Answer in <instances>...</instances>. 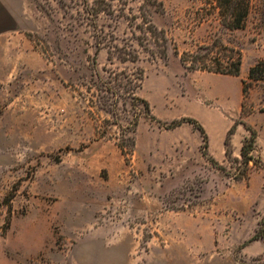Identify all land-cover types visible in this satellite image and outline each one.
I'll list each match as a JSON object with an SVG mask.
<instances>
[{"label": "rangeland", "instance_id": "374dc122", "mask_svg": "<svg viewBox=\"0 0 264 264\" xmlns=\"http://www.w3.org/2000/svg\"><path fill=\"white\" fill-rule=\"evenodd\" d=\"M250 2L237 30L209 0H33L0 25V264H264V241L248 242L264 216V88L243 91L264 61V0ZM143 11L167 33L165 59ZM215 42L222 59L241 55L240 76L182 64ZM140 70L134 94L115 89ZM182 118L204 127L208 154L192 124L158 122ZM236 122L258 133L248 166L243 124L226 153Z\"/></svg>", "mask_w": 264, "mask_h": 264}, {"label": "trees", "instance_id": "16d2710c", "mask_svg": "<svg viewBox=\"0 0 264 264\" xmlns=\"http://www.w3.org/2000/svg\"><path fill=\"white\" fill-rule=\"evenodd\" d=\"M104 2V0H102ZM150 0H147V2ZM210 3L212 2V6L217 9L219 18L221 23L226 26L230 30H237L242 29L245 26V23L247 21V18L250 13V0H209ZM99 3V1H97ZM93 10H99L98 14L100 13V9H93ZM104 11V10H103ZM143 21L145 23V27L141 29V32L144 34V40L150 39L153 41L155 45L156 50H148L150 55L153 57H159L162 59H165L168 57V44H169V38L167 36L166 31L159 29L153 22L147 18L146 13L143 11ZM144 40H141L139 42L142 46H144ZM140 41V40H139ZM101 44H98V53L101 50ZM220 47H222L221 42H215L213 45V48H210L209 46L204 47L200 46L197 51L195 52H184L181 55V62L187 68L191 71H202V72H209V73H215V74H223V75H229V76H240L241 74V66H242V58L239 53H234V55L225 56L224 59H222L220 56L217 55V52H214V50H218ZM230 51V50H228ZM113 54L110 53V56ZM117 58L121 62L131 61L136 62L138 60L137 54H127L121 52ZM113 60L112 58H110ZM138 76L136 77L135 81L132 80L130 77L125 78H117L115 79V83L117 84V87L115 89H121L126 94L131 95L135 93L136 90L140 89L142 86V82L144 80V72L140 70L138 73ZM252 82L261 83L264 88V61L258 62L255 66L251 67L249 70V76L248 81L243 82L244 86V95L246 96L249 93V88L251 87ZM134 83V84H133ZM115 93V92H114ZM133 100L140 101L141 104L144 106L145 112L150 115L151 118L156 119L154 116H152L150 103L138 96H132ZM159 124L168 130L176 129L180 126H182L185 123L192 124L202 135L204 144H203V150L205 151V154H208L209 149V137L206 133V130L204 127L198 122V120L194 118H182L179 120H174L171 123H164L161 121H158ZM239 124H243V126L251 133L250 137L246 138L241 149V155H242V163H244L246 166L249 165L251 161H253L255 158L252 156V151L256 145L258 133L257 131L251 127L246 122H236L232 128L228 131L227 138L225 141L226 146V153L227 156L231 157V151H230V145H231V136L235 133L237 126ZM134 125H137L134 124ZM130 144H129V143ZM136 145V141L134 138L128 139V141L122 140L118 143V147L121 150V153L127 157L128 155H131L133 152V149ZM216 165L217 162L212 158L211 160ZM225 169V168H221ZM258 240L264 241V216L262 217L259 228L257 229L256 233L248 242H254ZM263 260V258L259 259ZM262 263V262H261Z\"/></svg>", "mask_w": 264, "mask_h": 264}, {"label": "crops", "instance_id": "0c3cea01", "mask_svg": "<svg viewBox=\"0 0 264 264\" xmlns=\"http://www.w3.org/2000/svg\"><path fill=\"white\" fill-rule=\"evenodd\" d=\"M33 0H0V25H16L33 10ZM12 29V28H11ZM10 29V30H11Z\"/></svg>", "mask_w": 264, "mask_h": 264}]
</instances>
